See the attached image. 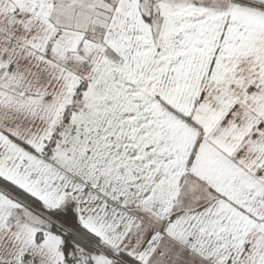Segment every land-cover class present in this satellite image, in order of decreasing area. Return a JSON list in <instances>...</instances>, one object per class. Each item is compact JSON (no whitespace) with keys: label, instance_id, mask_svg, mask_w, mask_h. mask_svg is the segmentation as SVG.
I'll list each match as a JSON object with an SVG mask.
<instances>
[{"label":"snow or ice","instance_id":"1","mask_svg":"<svg viewBox=\"0 0 264 264\" xmlns=\"http://www.w3.org/2000/svg\"><path fill=\"white\" fill-rule=\"evenodd\" d=\"M0 264H264V0H0Z\"/></svg>","mask_w":264,"mask_h":264}]
</instances>
